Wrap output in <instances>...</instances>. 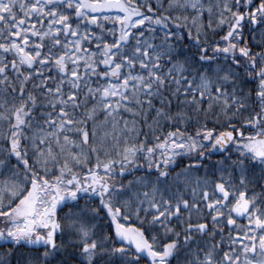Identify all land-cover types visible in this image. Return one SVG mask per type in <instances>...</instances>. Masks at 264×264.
Returning <instances> with one entry per match:
<instances>
[{
	"label": "snow or ice",
	"instance_id": "snow-or-ice-1",
	"mask_svg": "<svg viewBox=\"0 0 264 264\" xmlns=\"http://www.w3.org/2000/svg\"><path fill=\"white\" fill-rule=\"evenodd\" d=\"M0 264H264V0H0Z\"/></svg>",
	"mask_w": 264,
	"mask_h": 264
}]
</instances>
